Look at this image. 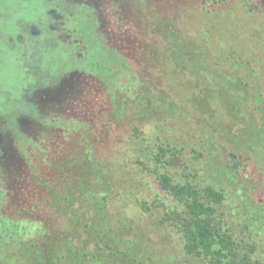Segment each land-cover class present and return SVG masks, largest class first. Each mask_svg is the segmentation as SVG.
Masks as SVG:
<instances>
[{"label":"rangeland","instance_id":"obj_1","mask_svg":"<svg viewBox=\"0 0 264 264\" xmlns=\"http://www.w3.org/2000/svg\"><path fill=\"white\" fill-rule=\"evenodd\" d=\"M216 1L75 0L73 13L62 12L70 36L67 76L56 88L39 92L47 97L37 108L29 106L27 110L33 115H20L15 120L5 113L7 121L0 118L2 161L17 166L21 161L16 156H25L35 165V185H23L19 193H7L14 187L12 178L0 168V264H37L36 259L43 256L36 255L34 249L47 248L49 235L64 226L44 196L47 180L63 179L54 154L66 140L71 141L76 134L85 137L95 121L103 133L88 142L90 149L100 147L101 157L111 161L119 156L116 138L124 136L123 129L111 132L104 128V116L98 112L107 106L105 91L112 94L115 105L122 104L124 123L148 121L155 139L177 147L179 160L171 168L177 178L185 180L190 174L200 185L212 183L224 189L222 211L237 237L255 244L252 257L264 263V105L249 102L245 109L238 106V115L232 118L215 105L203 111L182 104L172 111L163 88L154 90L146 84L158 76L152 63V52L163 42L158 22L177 21L195 35L193 22L203 19L208 7L215 10ZM253 1L264 6V0ZM242 4L241 0H228L225 7L248 12ZM262 13L251 12L248 27L260 29L264 25ZM57 108L71 111L57 114ZM46 121L49 126L40 128V133L36 123ZM224 145L238 152V165ZM17 149L20 155H16ZM123 180L130 181L120 193L115 211L133 215L142 233L152 238L150 264H204L185 254L183 236L174 225L160 224L165 211L179 207L172 197L159 191L153 172L136 170L133 175L128 168Z\"/></svg>","mask_w":264,"mask_h":264},{"label":"trees","instance_id":"obj_2","mask_svg":"<svg viewBox=\"0 0 264 264\" xmlns=\"http://www.w3.org/2000/svg\"><path fill=\"white\" fill-rule=\"evenodd\" d=\"M227 1L217 0L215 10L208 7L204 18L193 22L195 35L177 21L158 22L163 42L152 52L158 76L146 84L154 90L163 88L172 111L182 104L203 111L215 105L232 118L249 102L264 105V25L263 29L247 25L251 12L259 15L264 6L241 0L240 7L249 9L246 12L225 7ZM111 95L105 91L108 103L98 112L104 116V128L111 132L123 129L124 136L116 138L119 156H111V161L101 157L100 147L90 149L88 142L103 133L95 121L90 135L76 134L54 154L63 179L47 180L44 197L64 226L49 235L47 248L34 249L43 256L36 263H151L152 238L142 233L133 215L115 211L114 205L130 181L123 180L129 168L133 175L136 170L152 171L159 191L177 202L179 209L170 207L159 222L174 225L182 234L185 254L204 264H264L252 257L255 244L238 238L222 211L224 189L212 183L200 185L190 174L185 180L177 178L171 170L179 160L177 147L155 139L148 121L124 123L122 104L115 105ZM215 138L223 145L217 135ZM223 147L238 165V152Z\"/></svg>","mask_w":264,"mask_h":264},{"label":"clouds","instance_id":"obj_3","mask_svg":"<svg viewBox=\"0 0 264 264\" xmlns=\"http://www.w3.org/2000/svg\"><path fill=\"white\" fill-rule=\"evenodd\" d=\"M74 3L0 0V118L29 115L37 94L67 76L70 36L61 12L73 13Z\"/></svg>","mask_w":264,"mask_h":264},{"label":"flooded vegetation","instance_id":"obj_4","mask_svg":"<svg viewBox=\"0 0 264 264\" xmlns=\"http://www.w3.org/2000/svg\"><path fill=\"white\" fill-rule=\"evenodd\" d=\"M57 12H61L60 9H57ZM63 13L61 12V15ZM57 18H60L59 17V14H57ZM96 79H98L99 81H101V78L99 77H95ZM47 97V94H43V92L41 93V95H39V93L37 94V96L34 98L33 101L34 102V105H30L32 108L33 107H38V103L40 102H43L45 101V98ZM47 102V101H46ZM37 110V109H36ZM57 114L60 113V114H65L67 113V111H71L70 109L69 110H65V109H59L57 108ZM29 114H32V111L30 110H27ZM38 111V110H37ZM33 115V114H32ZM11 117V116H10ZM13 118V117H12ZM53 123V122H52ZM48 121H46L45 123L42 122V123H36V126H37V130H39L41 128V130L43 129V126L47 127L48 128ZM40 126V127H39ZM35 127V126H34ZM52 127H56V129L59 130V128H63L62 126H59V125H53ZM41 130L40 133H41ZM14 137H16V134H14ZM18 154L16 155H20V150L17 149L16 151ZM15 154V153H14ZM16 160L17 161H21L20 164L18 163L17 166H13L11 164H8L5 160L6 159H3L2 161V157L0 155V168H2V172L4 174L7 175V177H11L12 178V181L11 184L14 186L13 189L11 188V191L8 190L7 193H12V192H15V193H19L20 191V188L21 186H25V187H32L33 185V181H34V176H35V165L33 163H30L25 156H16ZM2 162V163H1ZM43 165V164H42ZM43 172V170H42ZM16 174H19L17 177H14V175ZM1 193V192H0Z\"/></svg>","mask_w":264,"mask_h":264}]
</instances>
